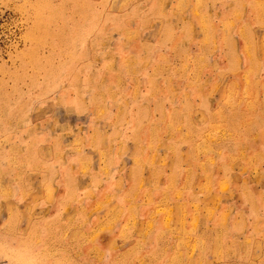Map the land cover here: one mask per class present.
<instances>
[{"label": "rangeland", "instance_id": "1", "mask_svg": "<svg viewBox=\"0 0 264 264\" xmlns=\"http://www.w3.org/2000/svg\"><path fill=\"white\" fill-rule=\"evenodd\" d=\"M0 264H264V0H0Z\"/></svg>", "mask_w": 264, "mask_h": 264}, {"label": "bare ground", "instance_id": "2", "mask_svg": "<svg viewBox=\"0 0 264 264\" xmlns=\"http://www.w3.org/2000/svg\"><path fill=\"white\" fill-rule=\"evenodd\" d=\"M200 7V6H199ZM203 11V10H202ZM197 14V13H196ZM203 24V23H202ZM201 25V24H200ZM202 26V25H201ZM203 27V26H202ZM246 38V37H245ZM207 40V39H206ZM126 60V59H125ZM125 63V62H124ZM179 64V63H178ZM245 72V71H244ZM242 75V74H241ZM246 82H247V80H246ZM249 84V83H248ZM197 89V88H196ZM242 96V95H241ZM188 97V96H187ZM225 98H226V96H225ZM228 98V97H227ZM243 100V99H242ZM249 108V107H248ZM253 111V110H252ZM239 115V114H238ZM236 121V120H235ZM228 136V135H227ZM152 146V145H151ZM102 152V151H101ZM258 152V151H257ZM227 158V157H226ZM231 158V157H230ZM140 159V158H139ZM211 161V160H210ZM166 163V162H165ZM259 163V162H258ZM137 165V164H136ZM203 167V166H202ZM185 169V168H184ZM242 171V170H241ZM208 175V174H207ZM189 177V176H188ZM208 180V179H207ZM222 182V181H221ZM220 182V183H221ZM224 182V181H223ZM222 182V185H224V183ZM219 183V182H218ZM220 186V187H224V186ZM246 186V185H245ZM149 187V186H148ZM159 188V187H158ZM222 191V190H221ZM166 192V191H165ZM176 196V195H175ZM106 197V196H105ZM179 197V196H178ZM167 198V197H166ZM175 199V198H174ZM163 201V200H162ZM165 201V200H164ZM197 205V204H196ZM207 205V204H206ZM158 211V210H157ZM167 211V210H166ZM156 212V211H155ZM210 212V211H209ZM151 215V214H150ZM227 215V214H226ZM131 217V216H130ZM167 217V219H168V215L166 216ZM163 218V217H162ZM132 219V218H131ZM166 220V219H165ZM183 221V220H182ZM129 223V222H128ZM165 223V222H164ZM151 224V223H150ZM183 224V223H182ZM195 224V223H194ZM193 225V224H192ZM197 225V224H196ZM152 226V225H151ZM168 226V225H167ZM131 227V226H130ZM194 227V226H193ZM145 229H147V228H145ZM195 229V228H194ZM143 230V229H142ZM188 233H189V231H188ZM195 242V241H194Z\"/></svg>", "mask_w": 264, "mask_h": 264}]
</instances>
